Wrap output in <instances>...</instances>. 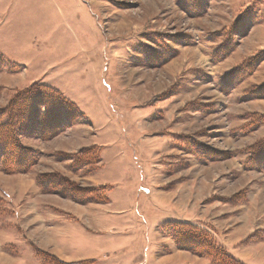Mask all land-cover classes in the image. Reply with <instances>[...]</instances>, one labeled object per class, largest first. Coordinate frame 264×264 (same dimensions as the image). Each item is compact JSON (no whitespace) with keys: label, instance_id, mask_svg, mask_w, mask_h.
<instances>
[{"label":"rangeland","instance_id":"374dc122","mask_svg":"<svg viewBox=\"0 0 264 264\" xmlns=\"http://www.w3.org/2000/svg\"><path fill=\"white\" fill-rule=\"evenodd\" d=\"M0 55V264H213L173 222L264 264V0H0Z\"/></svg>","mask_w":264,"mask_h":264},{"label":"trees","instance_id":"16d2710c","mask_svg":"<svg viewBox=\"0 0 264 264\" xmlns=\"http://www.w3.org/2000/svg\"><path fill=\"white\" fill-rule=\"evenodd\" d=\"M0 59L2 61L1 55H0ZM42 85L43 86H40L41 88H33L35 87V85L31 84L25 88L26 90L23 89L25 90L23 91V94L25 95H23L20 100L21 103L23 102V100L26 102L31 101L32 106H35V104L37 105V107L40 106L38 109L39 110L38 119L34 120L33 122L36 123L35 128L38 129L41 128L42 131H44L48 128L49 129L59 128L69 123H72L73 121L72 103L68 101L66 102L59 101L60 99L58 98V96H60V93L58 90L48 85H44V84ZM31 90L37 91V93L36 94L34 92L30 93ZM5 137H6L5 135L4 137L0 135V157H3L2 164L0 165V167L5 169L7 172L10 171L15 172V170L24 169L23 165L26 162H28L30 158L29 159L22 158V153L25 151L26 153H28L29 150L22 147L18 142L10 138L7 139ZM29 154L32 157V153L29 152ZM8 160L10 162H8ZM42 181L47 184L46 187L44 186ZM38 183H41L42 187L47 189L48 191H52L54 187L57 186L56 180L53 179L52 176L44 175L42 176V178H38ZM63 196H69V195L63 194ZM69 197L74 199V197L72 196ZM105 199L107 200L108 198L104 196L101 199V201ZM77 201L86 202V199L82 197L80 199H77ZM187 225L190 224L173 222L167 227L168 229H171V227L173 229L174 226L175 230H171L170 233H172V235L174 236L175 242L179 247H182L183 249L193 250V252L195 253L197 252L199 255H204V254L208 255L210 256L212 263L214 262L213 264H245L238 258L233 257L223 246L221 247L220 245L218 246L217 244L207 243L206 234L202 233L201 231L197 232V230H193V229L190 230L189 226ZM39 254H44V253L42 251H39ZM212 256L215 259L211 258Z\"/></svg>","mask_w":264,"mask_h":264},{"label":"crops","instance_id":"0c3cea01","mask_svg":"<svg viewBox=\"0 0 264 264\" xmlns=\"http://www.w3.org/2000/svg\"><path fill=\"white\" fill-rule=\"evenodd\" d=\"M115 203L116 201L115 200H112V198H110V203L108 202V204H112V203ZM118 204V205H117ZM98 205V204H97ZM116 207H117V209H120L121 211H125V206L127 205L126 204V202H119V203H116V204H114ZM91 206H93V205H91ZM110 206H107L106 208H109ZM92 208V207H91ZM122 208H125V209H123L122 210ZM93 209H90L89 208V210H88V212H93L92 211ZM100 210H102V209H100ZM103 211V210H102ZM108 212V211H107ZM98 214V213H97ZM96 220H99V217H97V219ZM102 220H104V213H102L101 215H100V221H102ZM99 222H97V224H98ZM103 226H104V224H103ZM236 257H238L239 259H241L243 262H245L246 264H250L248 261H246L245 259H243V258H241L240 256H238V255H236Z\"/></svg>","mask_w":264,"mask_h":264}]
</instances>
